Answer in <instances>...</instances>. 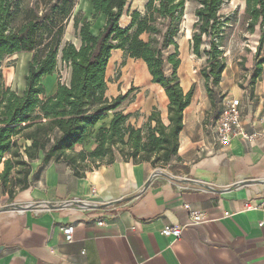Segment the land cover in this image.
Listing matches in <instances>:
<instances>
[{
	"label": "crops",
	"instance_id": "crops-1",
	"mask_svg": "<svg viewBox=\"0 0 264 264\" xmlns=\"http://www.w3.org/2000/svg\"><path fill=\"white\" fill-rule=\"evenodd\" d=\"M67 41L80 44L76 37ZM62 66L42 78L47 96L55 93ZM181 84L185 92L194 85ZM156 85L144 89L158 90ZM159 97L139 118L136 104L125 107L131 123L143 127L156 109L168 124L166 92ZM235 98L246 132L259 134L253 140L238 135L229 148L217 145L209 134L215 121L209 119L210 97L205 86H195L178 153L166 165L118 157L78 176L65 163L39 168V159L32 163L29 188L12 198L0 180V264H264V124L258 121L264 66L254 91L240 89ZM111 118L99 121L75 151H92L95 132ZM249 202L252 209H246ZM186 205L204 219L193 223ZM68 225L75 229L72 241L62 230ZM166 225L182 226L181 236H164Z\"/></svg>",
	"mask_w": 264,
	"mask_h": 264
},
{
	"label": "trees",
	"instance_id": "trees-1",
	"mask_svg": "<svg viewBox=\"0 0 264 264\" xmlns=\"http://www.w3.org/2000/svg\"><path fill=\"white\" fill-rule=\"evenodd\" d=\"M90 1L92 20L82 10L73 13L75 0H35L22 8V0H0V180L11 198L16 190L29 188L32 163L39 159V168L52 161L65 163L82 176L86 170L111 164L118 157L166 165L178 153L184 112L195 89L193 85L185 92L178 74L181 58L177 38L188 0H147L142 9H132L131 0ZM194 1L197 21L191 50L198 57L206 56L201 75L216 108L213 92L227 67L221 48V9L230 0ZM244 1L249 31L259 28L261 32L250 82L254 87L264 66V0ZM21 11L25 19L14 26ZM99 15L104 16V24L94 34L93 19ZM125 15L129 22L123 26ZM70 20L79 45L64 40ZM114 50H121L125 59L146 64L152 83L167 94L168 124L154 109L147 123L136 127L130 121L132 114L120 109L131 91L107 96V67ZM22 52L32 53V57L25 88L19 93L6 85L1 67L6 58ZM60 63L70 68L69 80H59L55 93L47 96L42 78L55 73ZM110 113L109 124L95 132L96 147L75 151V145L85 143L96 124Z\"/></svg>",
	"mask_w": 264,
	"mask_h": 264
},
{
	"label": "rangeland",
	"instance_id": "rangeland-1",
	"mask_svg": "<svg viewBox=\"0 0 264 264\" xmlns=\"http://www.w3.org/2000/svg\"><path fill=\"white\" fill-rule=\"evenodd\" d=\"M29 1L22 0L21 8L25 7ZM147 0H131L132 9H142ZM197 2L188 0L186 2L185 14L181 25V32L177 41L179 43L181 65L178 69L180 79L183 84H190L194 86H201L203 88L204 78L201 75V69L206 63V56L198 57L192 53L191 37L194 28V23L197 21L195 15V8ZM79 10L84 12L85 17L92 20L93 8L90 0H75L73 13L76 14ZM24 12L15 18L13 25L19 26L25 19ZM223 20L222 31L224 32L221 48L224 51L227 67L221 79L218 88H215L213 96L216 100V108L214 112L209 114V119L216 120L227 99L235 98V95L240 89L253 90L250 86L252 76L255 72V52L259 44L260 29L257 28L254 33H251L247 26V16L245 14L244 0H230L225 2L221 9ZM129 18L125 15L121 24L127 25ZM104 24L102 15L93 19L92 31L96 34ZM73 20H70L65 25L64 40H75ZM77 38V37H76ZM32 54V53H31ZM28 52L14 54L6 58L3 62L1 70L5 78L7 86L22 93L25 87L24 72L28 68ZM264 57V51L261 54ZM170 72V71H169ZM69 67L63 65L59 69L58 78L67 80L69 75ZM108 79V95L113 98L119 92L122 94L124 90L131 91L132 95L122 104L121 108L124 110L130 103L136 104L138 110L134 112V116L139 118L143 114L140 110L146 112V108L151 102L159 101V96L163 89L158 87V90L146 91L144 88L151 84V75L146 64L138 59H125L121 50H114L109 60L107 67ZM60 80V79H59ZM194 81V82H193ZM120 95V94H118ZM3 166L0 167V170Z\"/></svg>",
	"mask_w": 264,
	"mask_h": 264
},
{
	"label": "built area",
	"instance_id": "built-area-1",
	"mask_svg": "<svg viewBox=\"0 0 264 264\" xmlns=\"http://www.w3.org/2000/svg\"><path fill=\"white\" fill-rule=\"evenodd\" d=\"M68 75L70 76V68ZM59 79L64 83L68 82L69 77L65 81L61 78ZM258 121L264 124V112L259 115ZM208 126L209 134L213 137L215 143L222 148H229L234 138L238 135H243L244 138L249 140H253L259 135L258 133L249 134L246 132L242 120L241 101L239 98L227 99L223 104L218 119L212 121ZM185 207L189 209L193 223H199L204 219L205 215L201 211L193 209L190 205H186ZM252 208L253 205L250 202L246 203V209ZM100 224L103 223L101 222ZM260 226H264V217L260 221ZM62 230L68 241L74 239L75 229L73 225L65 226ZM182 230L183 227L180 225H166L163 227L161 233L166 237L179 238Z\"/></svg>",
	"mask_w": 264,
	"mask_h": 264
}]
</instances>
